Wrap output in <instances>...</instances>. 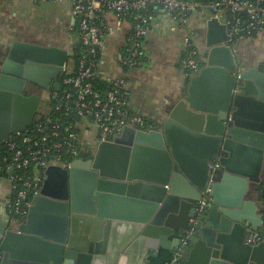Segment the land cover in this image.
I'll list each match as a JSON object with an SVG mask.
<instances>
[{
    "label": "water",
    "instance_id": "1",
    "mask_svg": "<svg viewBox=\"0 0 264 264\" xmlns=\"http://www.w3.org/2000/svg\"><path fill=\"white\" fill-rule=\"evenodd\" d=\"M74 57L6 44L0 145L34 124L51 83L61 92ZM202 64L162 125L127 126L91 160L49 166L26 219L0 198V264H264V240L248 242L263 231L250 192L264 178V37L233 45L210 18Z\"/></svg>",
    "mask_w": 264,
    "mask_h": 264
},
{
    "label": "built area",
    "instance_id": "2",
    "mask_svg": "<svg viewBox=\"0 0 264 264\" xmlns=\"http://www.w3.org/2000/svg\"><path fill=\"white\" fill-rule=\"evenodd\" d=\"M31 1L39 4L61 0ZM69 1L76 19L81 58L65 67L62 90L54 99L50 113L37 117L31 127L0 145V179L11 185L9 213L21 220L26 219L33 197L40 193L48 167L62 165L70 168L74 161L84 160L90 136L100 143L112 141L127 126L145 131L154 128L148 120L130 112L128 100L122 93L124 81L113 83L115 89L109 91H102L95 85L100 79L99 57L108 13L115 15L119 28L125 22L131 25L122 60L123 66L129 69L143 64L142 48L153 20V6L169 12L177 24L195 13L216 17L227 27L233 45L264 37V0ZM104 10L108 12L101 17ZM185 42L186 53L181 64L188 76H192L201 69L199 52L189 38ZM87 132L89 136H86ZM217 166L214 162L210 169ZM211 193L212 190H206L202 205L212 200ZM261 194L264 227V187ZM263 240L262 231L252 235L248 242L258 244Z\"/></svg>",
    "mask_w": 264,
    "mask_h": 264
},
{
    "label": "crops",
    "instance_id": "3",
    "mask_svg": "<svg viewBox=\"0 0 264 264\" xmlns=\"http://www.w3.org/2000/svg\"><path fill=\"white\" fill-rule=\"evenodd\" d=\"M10 3L14 2L12 0L0 2V52L4 51L10 36L9 28L2 24L6 19L3 7ZM39 4L38 10L41 15L45 17L44 14L49 13L53 23L51 30L38 33L37 39L75 54L80 46V38L70 1ZM43 6L48 7L44 10ZM210 18L213 16L195 13L183 23L177 24L169 12L159 8L153 16L150 30L143 43V64L141 67L129 69L123 66L122 60L131 25L125 22L119 28L115 15L108 13L104 21L106 34L98 66L100 80L109 84L124 81L122 93L128 100L130 112L145 118L154 127L162 125L169 115L173 102L186 90L188 74L181 64L186 53L185 41L189 38L202 54L206 46L207 22ZM174 27L176 30H172ZM74 62L73 58L70 64ZM52 108L51 103L45 107L43 114H49ZM86 136H89L88 132ZM10 187L7 180L0 179V198H10ZM263 187L264 178L262 184L253 185L250 192V199L258 203L260 212L263 209L261 194Z\"/></svg>",
    "mask_w": 264,
    "mask_h": 264
},
{
    "label": "flooded vegetation",
    "instance_id": "4",
    "mask_svg": "<svg viewBox=\"0 0 264 264\" xmlns=\"http://www.w3.org/2000/svg\"><path fill=\"white\" fill-rule=\"evenodd\" d=\"M32 22H33V19L29 20V24L27 25L24 22H21L20 19L16 15L11 17L9 20L8 18L4 19L2 22L3 26L6 25V27H8L10 30V36H9V39L7 40L8 43H11L14 40L30 41V42L40 41L37 39L38 37L37 35L38 33L40 34L41 32H38V30L32 26ZM199 54L203 58V52L202 54L199 52ZM70 61L67 65L70 64ZM260 70L264 72L263 65L261 66ZM62 77L63 75L60 76V82L62 80ZM57 95H58V92L54 90L53 84L51 83L49 89L43 91L42 107H41L40 112L36 115V118L43 115V110L45 109V107L49 106L51 103L52 104L54 103V99L57 97ZM87 141H88V144H87V148H86L85 155L83 158L85 161H89L94 157V154L97 150V143H98L97 139L93 136H90Z\"/></svg>",
    "mask_w": 264,
    "mask_h": 264
},
{
    "label": "rangeland",
    "instance_id": "5",
    "mask_svg": "<svg viewBox=\"0 0 264 264\" xmlns=\"http://www.w3.org/2000/svg\"><path fill=\"white\" fill-rule=\"evenodd\" d=\"M12 1L14 3H10V5L3 7L5 18H8L9 20L11 17L16 15L21 22H24L27 25L29 24V20L33 19L32 26L35 27L38 32L43 33L51 30V24L53 23L50 18L51 15H49V13L44 14L45 17H43L40 10H38L40 4H34L31 0ZM46 7L43 6L44 10Z\"/></svg>",
    "mask_w": 264,
    "mask_h": 264
},
{
    "label": "trees",
    "instance_id": "6",
    "mask_svg": "<svg viewBox=\"0 0 264 264\" xmlns=\"http://www.w3.org/2000/svg\"><path fill=\"white\" fill-rule=\"evenodd\" d=\"M153 11H154V14L158 11L159 7L158 6H153ZM108 12V10H104L100 16L103 17L106 13ZM130 20V19H129ZM195 46V45H194ZM195 48L198 50L199 52V49L195 46ZM81 58V46H79L77 48V52L75 53V57H74V60L75 61H79ZM199 58H200V65L203 66L202 64V58L200 57V54H199ZM142 59V62H143V57L141 58ZM99 61H100V57H99ZM95 85L102 91H109V90H113L115 89V86L114 84H109V83H105L103 81H101L100 79L96 80L95 82Z\"/></svg>",
    "mask_w": 264,
    "mask_h": 264
}]
</instances>
